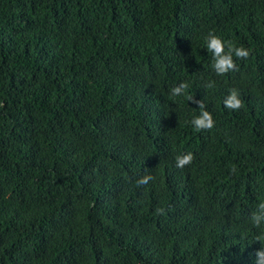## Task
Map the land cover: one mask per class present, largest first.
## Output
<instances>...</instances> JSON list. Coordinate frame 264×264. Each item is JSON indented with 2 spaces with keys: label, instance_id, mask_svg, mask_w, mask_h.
I'll return each instance as SVG.
<instances>
[{
  "label": "trees",
  "instance_id": "1",
  "mask_svg": "<svg viewBox=\"0 0 264 264\" xmlns=\"http://www.w3.org/2000/svg\"><path fill=\"white\" fill-rule=\"evenodd\" d=\"M261 202L264 0H0V264H254Z\"/></svg>",
  "mask_w": 264,
  "mask_h": 264
},
{
  "label": "clouds",
  "instance_id": "2",
  "mask_svg": "<svg viewBox=\"0 0 264 264\" xmlns=\"http://www.w3.org/2000/svg\"><path fill=\"white\" fill-rule=\"evenodd\" d=\"M206 49L212 54L213 69L217 75H225L230 71L237 70V65L234 62L233 56L238 59H247L249 51L244 47H236L231 41L227 42V51H225V42L217 35L209 33L206 37ZM212 84L209 83L208 87ZM187 88L186 83H181L171 89L173 96L182 95ZM188 99L193 103H196L199 107L200 114L195 116L191 120L192 126L196 131L210 130L214 126V120L211 113L205 110V104L202 100H195L194 97L189 96ZM224 106L228 109L238 110L243 106L242 100L239 98V94L235 89H232L223 101ZM194 157L192 153L176 157V166L178 168H184L192 163ZM154 179L151 175H145L136 181L137 186L146 185ZM159 211H163L162 209ZM252 222L256 227H260L264 222V202L259 203L257 212H254L251 216ZM256 240L261 243V248L254 253V264H264V236H257Z\"/></svg>",
  "mask_w": 264,
  "mask_h": 264
}]
</instances>
